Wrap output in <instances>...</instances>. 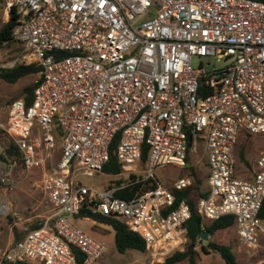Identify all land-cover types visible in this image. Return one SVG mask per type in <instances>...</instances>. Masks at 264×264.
<instances>
[{
    "label": "built area",
    "instance_id": "2783aa9c",
    "mask_svg": "<svg viewBox=\"0 0 264 264\" xmlns=\"http://www.w3.org/2000/svg\"><path fill=\"white\" fill-rule=\"evenodd\" d=\"M6 4L17 15L13 38L40 66V82L30 104L23 97L11 101L2 127L22 165L43 170L40 186L53 212L16 241L0 264H95L107 249L75 225L81 208L121 220L153 256L180 248L192 210L186 199L177 201L176 192L193 187L195 179L186 175L164 185L154 171L186 167L198 139L209 173L197 211L209 221L234 216L240 246L257 248L264 234V148L243 174L235 149L242 131L264 134L263 1ZM194 57L198 67L192 66ZM203 58L229 62L205 66ZM115 138L119 178L104 188L75 180L77 172L103 171ZM16 165L0 159V192L14 182ZM150 178L155 187L128 199L116 195ZM4 208L0 204V214ZM72 248L85 256L83 262Z\"/></svg>",
    "mask_w": 264,
    "mask_h": 264
},
{
    "label": "rangeland",
    "instance_id": "374dc122",
    "mask_svg": "<svg viewBox=\"0 0 264 264\" xmlns=\"http://www.w3.org/2000/svg\"><path fill=\"white\" fill-rule=\"evenodd\" d=\"M10 11L7 7L6 0H0V29L9 20ZM144 17L142 20H145ZM205 66H224L229 61L226 59L218 60L216 58H203ZM31 57L24 50L21 43L16 40L4 45L0 48V68H10L17 63H30ZM192 66L198 67L200 65L199 58H192ZM39 78V74H32L19 79L15 83H9L0 78V152L2 151L3 142L7 137L2 125L6 123L8 117V109L11 101L16 98L24 97V88L28 85L34 84ZM244 135V131H242ZM243 139H239L235 152L238 159V165L243 168L245 164L251 169V161H253L260 150L264 148V134L249 135V138L242 144ZM240 150L244 152L246 162L240 158ZM60 156L59 147L55 158ZM245 167V166H244ZM144 176L147 175L146 169H141ZM192 170L196 173L195 178L202 180V185L205 183L207 176V157L205 144L202 140H195L192 150L189 155L186 167H178L174 165L161 166L155 169V175L160 182L170 184L176 177L190 175ZM43 170L41 168L27 169L22 164L14 167L13 173L10 176L14 182L9 185V188L0 193V204H4V213L0 214V247L4 246L11 235L21 238L23 233L32 229L36 224L45 220L52 207L48 202L45 194L41 189V177ZM249 176V175H247ZM121 177V176H120ZM123 178L125 176H122ZM116 176H111L101 173H94L93 175H86L82 172H77L75 180H78L88 186L104 188L111 185ZM203 187V186H202ZM199 189L192 187V196L196 197ZM205 220V223H209ZM75 225L82 231L93 236H98L104 241L106 245L105 254L97 260L95 264H164L166 257L173 254L177 250H185L188 239L178 249L173 250L165 255L153 256L151 252H141L135 249H127L124 253H120L114 242V232L112 234L101 235L92 229V223L75 219ZM212 239L216 242L228 243L232 246L236 255L238 264H263L264 263V234L260 238L259 245L251 252H247L239 243V238L235 226L217 231L213 235H208V240ZM207 240H204L206 244ZM197 261L199 264H226L221 255L212 249L208 251L201 249V244L197 247ZM175 264H189L188 258L177 262Z\"/></svg>",
    "mask_w": 264,
    "mask_h": 264
},
{
    "label": "trees",
    "instance_id": "16d2710c",
    "mask_svg": "<svg viewBox=\"0 0 264 264\" xmlns=\"http://www.w3.org/2000/svg\"><path fill=\"white\" fill-rule=\"evenodd\" d=\"M263 1L264 0H260ZM16 12L15 8L10 9V17L9 20L4 23V25L0 29V48L4 45L15 40L13 38V29L16 25ZM40 66L37 63H17L13 67L10 68H0V78L4 79L9 83H15L19 79L32 75L39 74ZM40 82V78L32 84L28 85L24 88V97L28 104L33 101L34 90L38 83ZM117 145V138L114 139L111 147H110V156L108 161L103 166V173L105 174H114L117 175L121 172V165L117 161V157L115 155V148ZM192 145V143L190 144ZM191 148V147H190ZM241 158L244 159V152L240 151ZM0 157L2 161L8 160H16L17 163L22 164V157L18 147L13 143L10 137L7 135L6 139L3 142L2 151L0 152ZM148 157V147L147 145L143 149L142 162L145 163ZM189 161V157H188ZM192 176L196 175L194 170H192ZM195 187L199 189V195L205 196L207 195V191L201 190L202 180L199 178H195ZM120 183V181H117ZM157 185V182L152 178L147 179L142 182H137L128 187L122 188L116 192V195L120 198H131L136 196L137 194L143 193L150 188H153ZM192 191V187L183 191H177V201L182 199H186L191 206V217L185 223L186 231H187V247L185 250H177L173 254L166 257L164 264H175L188 258L189 264H199L197 261V249L196 247L201 244L202 250H215L217 251L224 262L226 264H238L236 255L233 251V248L228 243L216 242L212 239L207 240L206 244H204V240L201 239V235L204 231L208 233V235H213L217 231L229 228L235 225V218L232 215L223 216L220 219L210 221L209 223H205V220L199 214L196 209V200L190 198V194ZM80 217H90L96 220L98 223L107 224L112 227L114 230V242L117 250L120 253H124L127 249H135L141 252L147 251L145 240L136 232L131 231L125 223L117 218L106 217L87 210L86 208H81L78 213ZM261 218L264 220V205L262 207ZM43 225V222L36 224L32 227V229L39 228ZM31 229V230H32ZM75 253L78 262H83L85 256L79 252L77 249L72 248ZM264 264V263H263Z\"/></svg>",
    "mask_w": 264,
    "mask_h": 264
},
{
    "label": "crops",
    "instance_id": "0c3cea01",
    "mask_svg": "<svg viewBox=\"0 0 264 264\" xmlns=\"http://www.w3.org/2000/svg\"><path fill=\"white\" fill-rule=\"evenodd\" d=\"M243 133L241 132V134H240V137H239V139H243V141H242V144H244L245 143V141L249 138V135L248 134H246L245 132H244V135H242ZM238 142H239V140H238ZM241 151V150H240ZM235 155H236V152H235ZM258 156V155H257ZM240 158H241V156H240ZM236 159H237V157H236ZM242 160H243V162H246V164L248 165V160L247 159H245V157H244V159L243 158H241ZM237 166H238V168L241 170V173L243 174V172H246L247 171V169H246V167L248 168V166H246L245 164L243 165V168H241L239 165H238V159H237ZM245 166V167H244ZM179 167V166H178ZM158 168H160V167H158ZM158 168H156V169H158ZM183 168V167H182ZM207 170H208V173H209V169H208V165H207ZM208 173H207V175H208ZM108 175H111V176H116V175H114V174H108ZM182 177V176H181ZM157 178V177H156ZM179 177H176L170 184H166V183H163L164 185H171L176 179H178ZM158 179V178H157ZM159 182H160V180H158ZM160 183H162V182H160ZM195 183H196V181H195ZM204 185H202V183H201V190L202 191H207V189H208V185H207V176H206V178H205V183H203ZM195 185V184H194ZM203 186V187H202ZM5 190H3V191H1L0 193H2V192H4ZM198 197H199V193L196 195V197H193L192 196V191H191V194H190V198L191 199H193V200H197L198 199ZM52 207V206H51ZM53 212V207H52V211H51V213ZM50 213V214H51ZM49 214V215H50ZM48 215V216H49ZM48 216H46L45 217V219L48 217ZM75 219H80V220H84V221H87V222H90V223H92V229L95 231V232H97V233H99V234H101V235H107V234H112V227L111 226H109V225H107V224H103V223H98L96 220H94V219H92V218H90V217H80V216H78V215H76V217H75ZM45 221V220H44ZM44 221H43V223H44ZM235 226V225H234ZM30 231V230H29ZM29 231H27V232H25V233H23V235L21 236V238H23ZM113 232H114V230H113ZM93 236V235H92ZM94 238H96V239H98V240H100V241H102V242H104L103 240H101L98 236H93ZM21 238H17L16 236H14V235H11V236H9L8 237V240H7V242H6V244L4 245V246H2V247H0V259L3 257V255H4V253L16 242V241H18V240H20ZM30 264H43L42 262H39V261H33L32 263H30Z\"/></svg>",
    "mask_w": 264,
    "mask_h": 264
},
{
    "label": "water",
    "instance_id": "95a60500",
    "mask_svg": "<svg viewBox=\"0 0 264 264\" xmlns=\"http://www.w3.org/2000/svg\"><path fill=\"white\" fill-rule=\"evenodd\" d=\"M0 159H1V157H0ZM201 239H202V240H208V233H207L206 231H204V232L202 233V235H201Z\"/></svg>",
    "mask_w": 264,
    "mask_h": 264
}]
</instances>
